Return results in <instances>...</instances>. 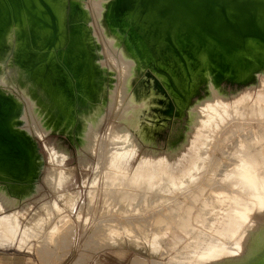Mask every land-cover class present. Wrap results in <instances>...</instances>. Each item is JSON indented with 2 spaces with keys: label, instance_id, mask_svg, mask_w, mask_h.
I'll list each match as a JSON object with an SVG mask.
<instances>
[{
  "label": "bare ground",
  "instance_id": "6f19581e",
  "mask_svg": "<svg viewBox=\"0 0 264 264\" xmlns=\"http://www.w3.org/2000/svg\"><path fill=\"white\" fill-rule=\"evenodd\" d=\"M88 1L102 30L105 56L86 0H0V126L18 140L15 146L0 135L5 191L26 198L34 184L39 187L35 181L43 159L34 135L60 132L88 167L84 153H98L95 172H102L108 199H103L101 213L111 218L95 225L91 239L101 236L115 245L124 233L133 246L165 257L150 264H264V0ZM223 81L238 85L231 95ZM210 86L218 95H207ZM197 99L204 108H196L191 153L182 168H167L173 150L157 156L147 149L134 169H125L137 138L149 145L164 117H187ZM107 104L116 122L101 135ZM145 106L156 122H138ZM66 156L62 148L49 149L52 164L43 178L51 187L65 177L57 165ZM185 192L190 198L164 200L163 205L152 197ZM76 197H69L70 208ZM7 200L0 192V232L13 240L20 213H5ZM147 202L154 203L148 208ZM44 205L59 217L64 214L56 199ZM136 215L147 216V222L138 223ZM44 224L42 218L31 221L18 248L31 236L45 241L50 233ZM160 234L173 238L168 248H160ZM85 252L71 264H86Z\"/></svg>",
  "mask_w": 264,
  "mask_h": 264
},
{
  "label": "rangeland",
  "instance_id": "374dc122",
  "mask_svg": "<svg viewBox=\"0 0 264 264\" xmlns=\"http://www.w3.org/2000/svg\"><path fill=\"white\" fill-rule=\"evenodd\" d=\"M87 1L88 0H86V2L84 3V6L90 12L89 22L92 27L93 34L98 38L99 41H101L100 48L102 49V54H104L105 56V53H103L104 44L101 40L102 30L100 31L99 26L94 20V17L91 13V9L89 8L90 7L88 3L89 1L88 2ZM104 63L106 67H108V69L110 70L111 67L107 62V60ZM260 75H261L260 73L259 75L258 74L255 75L256 77L253 78L252 81L253 85H257L256 82H258ZM222 83L224 84L226 93L229 95H231L233 91H235V88H237L238 86L235 83L229 81H223ZM247 83H250V81ZM209 88L210 89L213 88L212 90L214 91L210 90ZM209 88H207L208 89L207 95L209 96L211 95V97H213V95L215 94L218 95V92L214 89V87L210 86ZM247 88L248 87H243L241 88V90L245 91L247 90ZM210 91L213 92L214 94L211 93ZM197 101L194 100L193 102L197 103ZM193 102H190V105L195 104ZM107 103H109V100H107ZM201 104L202 101L199 100L198 103L195 104L190 109V111L188 109L186 111L187 117H185L184 114L181 115L169 114L166 117H164V121H162L161 125L155 129L156 131H154V136L152 137L149 145L141 142L139 138H137V142L139 143L138 147L136 148L133 155L130 156L127 159V161L123 164L125 169H127L128 171L134 169L140 160V155L144 150L147 149H154L156 155L158 154L157 156L159 155L165 156L168 154V151L170 152L173 150L172 153L173 152L174 154L177 153V156L173 157L174 154L171 155L172 157L167 156L168 158H166L165 160L166 166L169 170H171L172 168V171L179 170L180 168H182L184 166L185 161L188 159L191 153L189 149L190 141L193 138L195 131L191 129V126L195 120L196 108L197 107L204 108ZM107 108H108V104L105 105V108L103 109V120H102L103 122H101L99 126V133L101 135H105L104 133L107 131V129H110V127L116 122L114 116L111 117V115H108L109 113L107 111L108 110ZM147 109L148 108L145 106L144 108L145 111L141 113L142 117L140 116V119L138 120V122L141 121L144 122L145 125L150 124L151 121L153 122L156 119V117H153L151 116V114H148L146 112L148 111ZM104 116L108 118L104 119ZM253 120L254 119L252 118L247 119L248 122H254ZM157 125L159 124L156 123V126ZM117 126L122 127V123H117ZM34 139L36 141L37 151L42 156L43 159V167L37 178L38 182L37 180L35 181V183L39 184V187L37 188L36 186H34L35 185L34 184L31 187L33 193L28 195L26 199L17 196V192H9V193L6 192L5 188L0 183V192L4 193L5 197L8 199L7 204L9 206L8 208H6L5 213H9L15 209H18L19 210L18 213H20L18 214V219L20 222V226L18 225L19 230L16 232L17 233L16 235L15 234L13 235V240L9 239L8 237L6 238V236L0 232V264L3 263L1 260L2 257L6 264H9L10 262H14L15 264H71L72 261L81 251L84 252L86 251L85 253L87 254L85 255H88L87 256L88 260L86 264H131L132 262H133L132 264H138L142 260L143 262H145V264H148L149 262L151 263V261L153 260H158V259L163 260V258H165V257L161 258L159 254H150L146 250L147 248L145 246H141L140 248L133 246L131 242H129V240L127 239L124 233H121L122 240L118 241V244L115 245L106 244L105 241H103L104 239H102L103 237L101 236H97V238L91 239L90 235L92 233V230L95 228V225L102 222V220H104L105 218L106 219L111 218L105 213H101L102 212L101 206L103 203V199L106 198L103 195L105 188L102 185V176H101L102 172L101 173L99 172V174L98 173L96 174L95 172V165L97 161L96 158L98 153H94V154H90L88 152L84 153L90 159V164L88 167L87 165L81 163L78 160L76 146L72 141L68 139V137L65 134L56 131L55 132L50 131L40 136L36 134L34 135ZM226 143L227 142H224L222 145L225 146ZM77 144H78L77 146L83 151L81 143L79 144L78 141ZM52 147L62 148L63 150H65L67 154V156L63 160V165H57L66 174L64 179L61 181V183L56 187L55 185L51 187L52 184H49L43 178L47 173V167L51 166L52 164L51 161H49V149ZM213 155L215 157L221 155L219 153V148H216L213 151ZM94 174L96 176H94ZM95 177L97 178L96 183L92 184V180ZM207 183L208 182L204 181L202 184H207ZM90 189H94L93 191L94 197L92 201H89V197H88ZM161 193L166 194L164 192ZM60 194L62 195L59 196ZM154 194H152L153 199H156L155 202L161 203V205L164 204L163 203L164 200H168V201L174 200L175 202H178L180 199L183 200L184 198H186V196L190 198V196H188V192H185L184 194L181 193L178 196H175L174 198H170L168 197V195L159 197ZM72 195L73 197L75 195L77 197L74 207L70 208L67 203L69 197ZM50 199H54V200L56 199L58 204L61 207L63 206L64 212L62 213L64 214L62 216L59 217L60 213L57 212L55 209H48L49 215H52V219L49 218L48 211L44 205V202ZM13 203L15 205L12 206ZM153 203L154 202H147L148 205L146 204L145 206L149 208ZM116 211L118 217L122 215L121 210H120L121 212H119V210H117L116 208ZM253 212L254 211L251 210L249 216H251ZM36 218L44 219L45 224L43 226L45 227L46 230H48L50 235L46 237L47 239L45 241L40 238V235L39 237L31 236L28 240H26L22 248H18V244L21 240L20 238L22 232H24V229L26 230L28 226H31V221H35ZM121 219H123V217ZM52 220H55V222L52 225H50L52 223ZM66 220L68 221L65 222ZM136 220L138 223L144 224V222H147L148 218L147 216L144 215L143 216L136 215ZM62 222H64V224L58 227ZM25 223L28 224L25 225ZM138 232H140V230ZM148 232L149 234H151V231ZM112 236H114V234H112ZM176 236H178V232L172 233V237L176 238ZM172 237L170 235H164V234L158 235V238L161 241L160 248H168V243L173 239ZM40 243H42L41 247L39 246ZM35 245L37 246L35 247ZM44 246H46L45 249H43ZM36 250L38 251L40 250V252Z\"/></svg>",
  "mask_w": 264,
  "mask_h": 264
},
{
  "label": "water",
  "instance_id": "95a60500",
  "mask_svg": "<svg viewBox=\"0 0 264 264\" xmlns=\"http://www.w3.org/2000/svg\"><path fill=\"white\" fill-rule=\"evenodd\" d=\"M0 135L3 136L6 140L14 143L15 146H18V141L13 134H11L8 130H6L3 126H0Z\"/></svg>",
  "mask_w": 264,
  "mask_h": 264
},
{
  "label": "crops",
  "instance_id": "0c3cea01",
  "mask_svg": "<svg viewBox=\"0 0 264 264\" xmlns=\"http://www.w3.org/2000/svg\"><path fill=\"white\" fill-rule=\"evenodd\" d=\"M3 262V261H2ZM4 264V263H3ZM9 264H15L14 262H10Z\"/></svg>",
  "mask_w": 264,
  "mask_h": 264
}]
</instances>
